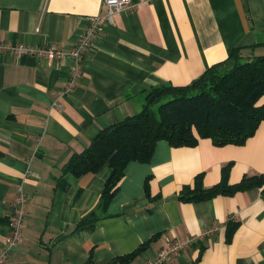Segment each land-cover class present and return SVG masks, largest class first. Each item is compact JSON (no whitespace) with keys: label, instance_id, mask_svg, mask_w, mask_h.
Wrapping results in <instances>:
<instances>
[{"label":"crops","instance_id":"0c3cea01","mask_svg":"<svg viewBox=\"0 0 264 264\" xmlns=\"http://www.w3.org/2000/svg\"><path fill=\"white\" fill-rule=\"evenodd\" d=\"M131 3L95 36L70 93L62 94L68 58L0 54V248L18 189L28 198L22 240L5 264H109L125 257L119 264H147L167 241L185 243L213 227L163 264H262L259 187L199 201L179 196L198 177L204 189L213 187L224 169L230 185L264 175V121L239 146L158 141L147 163L126 166L104 210L108 166L80 176L63 171L101 130L138 113L148 89L189 85L235 48L245 57L264 56V0ZM103 10L100 0H0V43L66 49L86 18ZM86 220L93 226L80 224Z\"/></svg>","mask_w":264,"mask_h":264},{"label":"trees","instance_id":"16d2710c","mask_svg":"<svg viewBox=\"0 0 264 264\" xmlns=\"http://www.w3.org/2000/svg\"><path fill=\"white\" fill-rule=\"evenodd\" d=\"M242 50L233 49L224 62L210 66L189 85L164 84L145 91V104L138 113L101 130L85 150L69 158L63 171L80 176L108 166L111 171L100 199L104 210L126 166L147 163L160 140L174 147L195 146L199 139L220 147L243 145L264 121V56L245 57ZM225 172L209 189L202 187L198 177L194 188L184 189L179 198L199 201L259 187L264 200V175L244 176L230 185ZM93 221L80 224L93 226ZM125 261L126 257L109 264Z\"/></svg>","mask_w":264,"mask_h":264},{"label":"built area","instance_id":"2783aa9c","mask_svg":"<svg viewBox=\"0 0 264 264\" xmlns=\"http://www.w3.org/2000/svg\"><path fill=\"white\" fill-rule=\"evenodd\" d=\"M103 11L97 15L86 18V26L79 39L66 49H55L52 47H29L21 44L0 43V54L10 52L15 56L29 55L36 58H44L48 61H59L68 58L71 61V68L67 82L65 83L62 94L70 93L81 77L84 56L92 45L95 36L101 31L102 27L111 22L112 16L116 13L131 10L133 5L131 0H100ZM27 196L21 188L12 204V221L8 235L4 239V244L0 248V264H5L8 255L22 240L24 220L27 214ZM217 227L206 231L202 236L192 237L187 242L167 241L166 245L147 264H163L171 257L178 255L185 247L192 245L202 237L214 233Z\"/></svg>","mask_w":264,"mask_h":264}]
</instances>
